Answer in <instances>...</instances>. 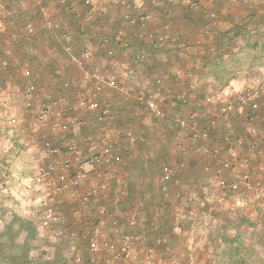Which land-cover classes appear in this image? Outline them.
I'll return each mask as SVG.
<instances>
[{"label": "rangeland", "instance_id": "obj_1", "mask_svg": "<svg viewBox=\"0 0 264 264\" xmlns=\"http://www.w3.org/2000/svg\"><path fill=\"white\" fill-rule=\"evenodd\" d=\"M57 1L40 0V5L37 6L44 7L43 11H46L48 17L52 20L57 21L59 29L63 28L60 25L63 21L65 28L71 31L73 39L77 37L80 41L86 42L85 39L88 37H85V34L91 26L89 21L94 20L85 16L87 9L77 3H73L74 10L80 11L82 15L80 17L75 16V14L67 16L66 13L60 11L64 8L58 5ZM190 1L193 3L192 7L187 5V0H144L148 11L159 14L157 22L152 26L156 27L159 32L174 34L178 38L171 47L163 45L157 53L153 52V57L148 54L150 51L146 46L147 41L143 40L145 33L142 34V29L140 39L133 38L135 35L130 32H134L136 28L133 29L121 24L118 18V26L115 31L120 30L131 43L130 54L134 48L138 49L133 61H128L130 54L127 56L123 55L120 47H113L115 54L112 57H108L104 52H102L103 55L98 52L94 47L95 43H83L77 51L76 48L74 51L80 53L88 46L91 49V54L86 58L79 56L80 64H74L62 51L64 56L61 61L64 64H59L57 67L51 66L49 70L55 80L57 78L61 80L64 74L63 67L67 66L73 74V77H70L69 80L81 92H86L91 87V83L82 78L83 69H95L104 76L115 74L119 83H123L130 88V95L136 91V85L146 79H152L155 86H170L175 92H185L187 95V103L185 104H180L175 99H167L164 108L168 116L164 118L155 117L146 107L138 105L133 97L125 96L115 89H105L99 95V102L101 105H107L111 109L114 118L110 123L97 122L96 111L79 110L76 107L74 109L72 107L74 99H69L71 112L81 121L80 127L69 132L44 130L34 140L32 145L28 142L29 136L25 133L19 131L20 135L15 137L14 135L18 133L12 132V128L6 126L5 119L0 115V240L4 245H7L4 246V252L0 254V264H75L71 256L72 249L68 243L69 241L65 238L66 234L71 230L89 232L94 221V209L91 211L87 209L89 213H87L86 218L77 219L73 216L72 209L78 202L73 201L69 194L54 196L48 203L59 211V219L56 224L43 228L40 226V217L44 206L41 193L42 187L38 185L39 188H37L36 184H34L37 176L36 168L40 158H44L46 163H50L55 167L56 164L51 159L59 158L47 155L45 149L41 147L42 142L49 140L54 146L62 147L70 139L76 140L81 147L89 140L98 142L111 141L120 155V159L125 163L131 156L138 157V155L142 156V159L146 161L147 159L143 155L150 156V151L157 155L156 153L159 151L157 142L162 141L160 146L162 148L165 145L163 140H166V148L163 147L158 153V156H161L158 162L167 165L176 177L185 182L191 194L204 198L206 210L209 212L208 214L212 215L214 220L208 226H204L201 223L202 221L197 223L186 219L185 229L181 235L170 233L167 228L165 230V227L159 230L164 234L167 233L161 257L171 258L176 255L183 258V254L186 256L187 253L199 251L197 254L199 264H236L238 259L244 260L245 264H264V215L262 204L253 202L251 211L253 216L246 217V209L240 211L236 217L231 216L229 213L232 202L231 195L226 197V201L221 202L216 199L222 190L218 187V180L220 177L226 178L227 174L217 171L219 167L218 159L206 151V148L216 142H220L219 140H221L220 138L224 132L234 136L236 123H240L239 127L247 129L250 125H254L259 130L256 117H260L264 123V0ZM17 2L19 6L23 5L26 8L31 4L33 6L30 0H19ZM110 5L111 11L113 9L117 14L119 8L114 4L110 3ZM33 8L37 17L36 21L40 20V22L43 21L44 23V18L47 16L41 14L36 6H33ZM64 11L72 13V11L67 9ZM2 12L4 20L8 19V14L5 16L6 10L4 11L3 9ZM176 13L178 16L175 15ZM200 15L205 19L201 23L204 28L200 29L199 33L196 29L194 30V42L189 41L192 35H188L187 32H183L181 29L179 31V28L174 29V27H179L181 20L176 19L173 22L169 20L171 18L174 19L173 16H175V18L182 17V19L185 18L194 22L200 19L198 18ZM248 18L253 23H251L250 29L256 27L254 28L255 30L247 32L243 36L234 35L233 46L229 53L223 57L224 63H221L220 66L214 64L203 67L201 64V53L196 55L194 61L190 58L192 56L191 53L189 57L190 64L185 62L188 59L186 46L202 42L201 40L205 33L210 36L209 39L222 36L227 28L236 33L238 27L243 22L246 23L245 20ZM74 24L80 26H75L76 28L74 29ZM92 24L94 23L92 22ZM154 27H151V30ZM189 29H192L190 24ZM48 30L51 32L58 31V29L53 30L51 28ZM60 34L61 32H58L56 35L64 45L65 42L60 38ZM195 34L198 35L196 36ZM140 40L142 43H139ZM105 43L108 47L110 46L108 41ZM72 46L74 47V45ZM178 46L183 47L186 51L181 57L173 50ZM3 49L0 50V55H5L6 52L9 53L8 48H5L4 52ZM196 52H201V50ZM140 53L147 54L148 60L139 61L137 56ZM150 57L152 58L149 60ZM43 64L46 65L45 61ZM146 64H150L153 69L152 72L149 73L145 69ZM136 65H141L145 71L139 73V75L129 72ZM186 66L187 68L181 69V67ZM56 68L61 69L60 75L54 72ZM143 75L146 76L142 77ZM17 76L19 75L17 74ZM16 79L15 77V79L13 78L10 81L18 82L20 86V81ZM3 80V76L0 75V98L7 97L8 95L5 94H8V91L11 90L4 88ZM233 80L243 81L244 86L241 89L234 90V87L230 86ZM185 83H188L187 86L184 85ZM10 86H12V83ZM15 86L18 85L15 84ZM38 89L41 94L45 93L40 89L39 85ZM251 89H258L259 91L254 99L257 106L254 108L247 102L243 105L240 113H234L227 122L218 124L215 128H210L207 137L204 139L192 140L186 131L178 128L171 121V117L177 115L189 120L192 118L200 126H205L209 113L207 110L210 107H207L202 102L206 95L221 93L225 100L236 101L239 95ZM67 90L59 86L51 93L48 100L44 101L41 99L43 103H47L53 97L65 95ZM24 111L25 115L23 117L26 120L29 118H26V115L30 116V113L26 110ZM135 114H137L136 117H140L136 119L141 126H139L140 129H137V126L135 127V124H133ZM234 117H239L237 119L238 122L233 120ZM126 129L131 130L136 137V142L133 145L129 144L122 136V132ZM144 130L145 132H143ZM78 131L83 133V138L80 140L75 136ZM86 131L88 133L84 134ZM159 135L162 140L160 137H156ZM247 135V130H245V136L247 137ZM243 136L241 134L242 138ZM141 143L146 148V153L137 152L143 148L138 147ZM242 148L245 147L243 146ZM34 153H36L35 157H33ZM32 160L34 161V167L32 166L31 168L29 164L30 162L32 163ZM171 160L172 162L170 163ZM185 160H190L191 163H194L193 165H196V168L192 167L191 169V171L193 170L191 175L195 176H192L187 181L174 171L176 166L181 162L184 163ZM16 163L28 164L25 166V169L28 166V170H18ZM204 164L207 165L205 169L201 167ZM56 170L57 167L53 172H57ZM136 172L137 170L124 169L121 164H116L108 175L104 174L100 169L90 170L88 176L90 183L93 184L99 180L108 182L109 199L111 200L108 205L103 203L100 206H108L110 211L121 215H126L127 211L134 209L136 200L141 197L144 198L141 196V191L136 190L134 186V180L137 178ZM146 173L149 175V171H146ZM196 174L198 175L197 177ZM43 178L45 179L42 183L46 185L48 178L47 176ZM83 188L86 187L83 185ZM137 194H140V196H137ZM152 204L162 211L165 210V213L172 209L170 202L162 198H160V203ZM202 230L207 232L206 239L201 238L200 232ZM108 235L110 236V233ZM11 236L13 243H10ZM20 245L27 248V255L21 256L22 252L18 248ZM199 247H201L200 250L198 249ZM77 248L83 255L82 264H89L85 242L79 240ZM14 254H17V256L11 258L10 255ZM101 259L102 257H99V264H111L109 259H103V261ZM114 264L122 263L116 262Z\"/></svg>", "mask_w": 264, "mask_h": 264}, {"label": "built area", "instance_id": "obj_2", "mask_svg": "<svg viewBox=\"0 0 264 264\" xmlns=\"http://www.w3.org/2000/svg\"><path fill=\"white\" fill-rule=\"evenodd\" d=\"M30 1L40 10L41 14L47 16L44 18L45 28L58 29L59 31L57 21L48 17L46 11H43V6H37L40 5V0ZM57 3L64 9L72 11L75 16L80 17L82 15L80 11L74 10L73 3H77L87 9L85 16L92 19L98 16L108 4H114L119 8L120 23L133 29L136 28V30L141 31L142 29V34L145 33L143 40L147 41L148 50L154 53H157L163 45L171 47L178 39L177 35L159 32L156 27L152 26L157 22L159 14L148 11L144 0H58ZM187 5L192 7L193 3L187 0ZM5 6V0H0V32L3 30L5 22L2 15ZM151 27L156 30H151ZM25 30L27 33L33 32L31 26ZM60 38L65 42L62 47L63 53L74 64L81 63V60L78 59L79 56L86 58L91 54V49L88 46L78 54L74 51L71 44L73 37L69 29L61 30ZM111 38L119 44L123 55L130 54L132 45L120 30L115 31ZM100 39L101 41H98L94 47L96 49L103 48L104 54L112 57L115 54V49L107 46L106 38ZM173 50L180 57L186 52L183 47L179 46ZM146 57L147 54L144 53L137 56L139 61L146 60ZM141 71L142 67L136 65L129 72L140 73ZM54 72L60 75L62 71L60 68H56ZM82 78L90 82L91 87L86 92L76 91L75 107L96 111V120L99 123H110L114 118L111 109L99 102V95L105 89H115L125 96L133 97L153 116L159 118L168 116L164 108L167 99H175L180 104L187 103L185 92H175L170 86H155L152 79L138 83L136 91L130 95V88L119 83L115 74L104 76L95 69H83ZM10 85V83L7 84V89L11 88ZM71 86L70 80L63 79L61 81L63 89H69ZM15 90H19L23 106L30 116L25 120L23 115L20 116L14 109H9L4 115L5 123L8 127L25 133L29 139L32 138L33 143L44 130L69 132L80 127L81 121L71 112L70 101L66 95L53 97L47 103L36 104L35 96L39 91L37 84L30 82L20 89L15 86ZM258 93V89H251L239 95L236 101L225 100L221 93L206 95L202 102L210 107L207 110L209 113L205 126H200L192 118L189 120L177 115L171 117V121L178 128L186 131L191 139L201 140L207 137L210 128L227 122L232 114L240 113L243 105L247 102L255 108L257 103L254 99ZM247 134V137L242 138L224 132L220 142L206 148V151L219 161L217 171L224 172L231 178L220 177L218 187L222 190L216 199L221 202L226 201V197L231 195L232 202L229 213L235 217L243 209H246L247 216L252 211L253 202L262 204L264 215V186L255 180L252 170L254 162L259 158H264V131L261 133L256 126L250 125ZM122 136L129 144L133 145L136 142L134 133L129 129L124 130ZM243 146L245 147L244 151ZM41 147L50 157H59V164L62 168L60 172H53L56 167L46 163L44 158H40L38 162L34 184L37 188L42 187L44 206L40 217L41 227L47 228L56 224L59 219V211L48 203L54 196L69 194L73 201L78 202L72 209V214L77 219H84L89 213L84 205L90 204L100 197H110L108 182L105 180L91 183L86 188H83V185L88 180L90 170L100 169L108 175L120 162V155L111 141L89 140L81 147L76 140L70 139L62 147H59L54 146L49 140H44ZM256 164L254 166L257 169L264 170L263 162L259 161ZM44 176L48 178L46 185L42 183L45 179ZM157 186L161 198L172 205V209L168 210L169 213L154 206L150 207L142 197L136 200L134 209L127 211L126 215L116 214L110 211L108 206L95 207L94 221L89 232L71 230L66 234L65 238L69 241L72 249L71 256L74 263H83V255L77 248L79 240H81L85 242L89 264H98L99 257H102L101 260L109 259L111 264L116 262L122 264H199L197 256L199 251L187 253L186 256L183 254V258L176 255L171 258L161 257L167 233L164 234L159 230L165 227V230L167 228L170 233L181 235L185 229L186 219L197 223L202 221L204 226H208L214 219L206 210L204 198L191 194L185 182L176 177L167 165H162L160 168ZM108 227L110 229L107 230ZM143 228H147L148 233H141ZM200 235L202 239H206L207 232L202 230ZM198 249L200 250L201 247Z\"/></svg>", "mask_w": 264, "mask_h": 264}, {"label": "crops", "instance_id": "obj_3", "mask_svg": "<svg viewBox=\"0 0 264 264\" xmlns=\"http://www.w3.org/2000/svg\"><path fill=\"white\" fill-rule=\"evenodd\" d=\"M17 1H19V0H5V4H6L5 16L8 14L7 18L8 17L9 18L5 19L3 30L0 32V50H2V48H4V49L8 48V51H9V53L6 52L5 55H3V54L0 55V75L3 76V78H4V80L2 81V84L5 85L6 83L7 84L12 83V86L10 88L11 90L8 91L10 94L9 93L5 94L8 96L0 98V115L3 118H4L5 113L9 109H14V111H16L20 116L25 115V111H24L25 108H24L23 103H22V98L19 95V90L18 91L15 90V84L18 85L17 87L20 89L24 86V83H29L31 81L36 82L37 85H39L40 89L43 92H45L43 94L38 92L35 96L36 104H42L43 100L44 101L48 100L50 98L51 93L54 92V90L56 88L61 86V81L63 79L69 80L70 77H73L72 72L70 71V69H68V67L66 65H65L66 67H63L64 74H63V77L61 80H59L58 78H57V80H55L52 73H50V71H49L51 66L57 67V65H59V64L60 65L64 64L61 61L62 60L61 58L64 56L62 53V45L63 44L56 34H58V32H61V30L65 29V23L63 21L61 22L60 25L63 28L59 29V31L51 32L44 27L43 21H41V22H40V20L36 21L37 17L35 15V11H33L35 9L33 8L32 4L26 8V7H23V5L19 6ZM148 4L150 5V3H148ZM110 6L111 5L108 4L104 8V10L98 14V16L93 18L94 19L93 21L90 19L91 21H89V22L91 23V26H90V28H88L89 31H87V33L85 34V37H88L85 39L86 42L80 41L77 37H76L77 39L76 38L72 39V45H74V47H73L74 50L76 48V51H77V49L80 48V46L83 43H88V44L95 43V44H97L98 41H101L100 38H106L111 47H114V48L119 47V44L111 38V35L115 32V28L118 26V13L116 14V12L113 11V9L111 11V8H109ZM150 9H152V8H150ZM64 10L65 9H61L60 11L66 13L67 16L73 14L70 12H66ZM177 13L175 14L176 16H178ZM179 14H182V13H179ZM173 18L174 19L171 18L169 20L171 22L175 21L176 19L181 20L180 25L178 24L179 27H174V29L179 28V31L181 29L183 32H187L188 35H192V36H190V39H189V41H191V42H194V40H195L194 39L195 36L193 35L194 30L196 29V31H198V33H199L200 29L204 28L203 27L204 25L203 26L201 25V23H203L205 20L202 17V15L198 16V18H200V19H197L198 21L194 19L195 20L194 22H192L188 19H185V18L182 19V17H176L175 18V16H173ZM245 21H246V24H249V25H251V23H252L250 18L246 19ZM92 22L94 24H92ZM189 24L192 27V29H189ZM29 26H31L33 28L32 33H27L25 30ZM75 26L76 25L74 24V27L73 26L72 27L75 29L76 27H79L80 25H78L76 27ZM105 30H107V31H105ZM140 33H141V31L138 29V30H135L134 32H132L131 34L135 35L133 38L136 37L139 40L140 39ZM98 35H99V37H98ZM216 37H218V36H216ZM209 38H210V36L208 34L206 35V33H205L202 37V40H201L202 42H197V44H192L191 46H189V45L186 46L187 52H188V55H187L188 59L185 62H189V64H190L189 57L191 56V53H192V56L190 58L193 61H194V59H196V55L198 53H201L202 54L201 56L203 57L204 54L207 53V51H208L207 49L209 48V46H211L215 40V37L212 39H209ZM139 43H142V41L140 40ZM4 49H3V52L5 51ZM97 50H98V52H100V54L103 55V53H102L103 48L97 49ZM198 50H201V52H196ZM117 51L120 52L119 49H117ZM118 52H116V53H118ZM136 52H138V49L136 50V48H134L133 52L129 56L130 57L128 60L129 62H131L130 60H132V61L134 60V57L137 54ZM202 57H201V59H202ZM44 61H45L46 65L43 64ZM188 66H191V65H188ZM182 68H187V66L181 67V69ZM145 69L149 73L153 71L150 64H146ZM17 74L19 76H17ZM144 76H146V75H143L142 77H144ZM15 77L17 78L16 80L20 81L21 87L19 86L18 82H15L14 80H12L14 82L10 81L13 78L15 79ZM8 78H10V79H8ZM71 83H72V86L65 92V95L67 97H69V99H74L75 93L78 89H76V87H74L72 81H71ZM187 84L188 83H185L184 85L187 86ZM230 86H232V88L234 87V90H238V89H241L242 86H244V83H243V81L238 82L237 80H233L231 82ZM230 86H229V88H231ZM232 88H231V90H232ZM5 92H6V89H5ZM3 100H5V102ZM74 103H73L72 107H74V109H75ZM76 109H78V108H76ZM3 110H5V111H3ZM79 110H84V109H79ZM135 112H136V110H135ZM3 113H4V115H3ZM136 115L137 114H135V116H134L135 118L133 119L134 120L133 124H135L134 125L135 127L137 126V129L138 128L140 129L141 126H140L139 122L136 121V119H139L140 117H136ZM28 117L29 116L26 115V118H28ZM237 119H239V117L233 118L234 121ZM237 122H238V120H237ZM256 122L258 123L260 131L262 133L264 131V123L262 122L260 117L259 118L256 117ZM239 126H240V123H236V125L234 126V129H235L234 136H240L241 137V134H242V135H244L243 138H245L246 137L245 136V130H247V128L239 127ZM11 131L12 132L14 131V133L15 132L18 133V134L14 135L15 137L20 135L19 130L16 128H14V129L12 128ZM143 132H145V130ZM87 133L88 132L86 131L84 134H87ZM75 136H76V138H78V140H80L83 138V133H81V131H78ZM156 137H160V135L156 136ZM167 138L169 139L168 136H167ZM160 139L162 140V137H160ZM28 142L33 145L32 138L29 139ZM161 142L160 141L157 142L158 143L157 145H159V147H157V148H159L158 153L161 151V149L163 147L166 148V146H167L166 145L167 141L163 140L165 145L162 146V148H160ZM138 147L139 148L143 147V148H141V150L137 151L138 153H140L141 151L146 153V148L144 147V145L142 143L139 144ZM244 150H245V148H243V151ZM164 152H166V151L164 150ZM158 153H156L157 155H155L150 151V154H151L150 156L143 155V157L147 159L146 161H145V159H142V156L140 157V155H138V157L137 156H131L128 160H126V163L122 159L120 160L119 163H117V164H121V166H123V168L126 170H137V172H136L137 178H135V180H134L135 189L141 191L140 192V193H142L141 196H143L144 199L147 200L146 202L150 207L153 206L152 203H160V198H161L160 190L158 189V186H157V176L159 175L160 168L163 164L161 162H158L161 158V156H158L159 155ZM35 154L36 153L33 154V157H35ZM51 161L56 164V167H57L56 171L57 172L62 171V168L59 166L60 165L59 159L52 158ZM259 161L264 163V158L257 159V161L254 162V165ZM171 162H172V160L170 161V163ZM193 164L194 163H191L190 160H185L184 163L181 162L180 164H178L176 166V169H174V171H176V173L179 174V176H181L182 179H185L187 181L192 176H195V175H191V172L193 171V170L191 171L192 167L196 168V165H193ZM26 165H28V164L16 163V166H17L16 168H18V170L27 171L28 166L25 169ZM29 165H31V168H32V166L34 165V161L32 160V163L30 162ZM254 165L252 168V170L254 172L253 173L254 178L257 182H259L260 184H262L264 186V170H259ZM201 167H203L205 169V168H207V165L204 164ZM146 171H149V175L146 173ZM197 176L198 175L196 174V177ZM226 178L231 179L230 176H228V175ZM197 180H199V179H197ZM89 184H91V183L88 180L86 183H84V186L86 187ZM137 196H140V194L139 195L137 194ZM135 197H136V195H135ZM109 198L110 197L107 198L105 196L100 197V198L92 201L90 204H87L84 206H86V208L88 210L90 209V211H91L96 206H98L100 204L105 203L106 205H108V202H110V200H111ZM250 215L253 216V213L249 212L246 217H248ZM140 232L146 234V233H148V229L143 228V229H141ZM101 261H103V260H101Z\"/></svg>", "mask_w": 264, "mask_h": 264}, {"label": "trees", "instance_id": "obj_4", "mask_svg": "<svg viewBox=\"0 0 264 264\" xmlns=\"http://www.w3.org/2000/svg\"><path fill=\"white\" fill-rule=\"evenodd\" d=\"M5 10H6V8L4 9V11ZM250 28H251V26L249 24H246L245 22H243L241 24V26L238 27V31L236 33L235 32H232L230 28H227L226 31L224 32V34L222 36L216 37L215 40H214V43L211 46H209V48L207 49L208 50L207 53H205L204 56L202 57V62H201L202 66L205 67V66L214 65V64H217L216 66H220L221 63H224L223 57L227 53H229L230 49L232 48V46H233V39L235 38L234 35H238L239 34V35H242L243 36V35L247 34V32H251L252 30H255L254 28H256V27H254L253 29H250ZM98 37H99V35H98ZM149 51L150 52L148 54H150V56H152L153 55V52L151 50H149ZM152 57H150L149 60ZM147 60H148V57H147ZM143 69H142L141 72L145 71ZM135 74H138L139 75V73H135ZM33 82L34 81H32V83ZM34 83L36 84V82H34ZM4 88H7V83L4 85ZM3 101L5 102V100H3ZM134 101L136 102L135 99H134ZM137 104L140 105L139 103H137ZM5 110H3V111H5ZM4 113H3V115H4ZM10 243H13L12 236L10 238ZM4 246H7V245H4L1 242V240H0V254H2V252H4ZM18 248H19L20 252H22L21 253L22 254L21 256H24V254L27 255V253H26L27 248L26 247H24L23 245H20V246H18ZM16 256H17V254L10 255L11 258L16 257ZM236 262H237L236 264H245L244 260H241V259H238V261H236Z\"/></svg>", "mask_w": 264, "mask_h": 264}]
</instances>
